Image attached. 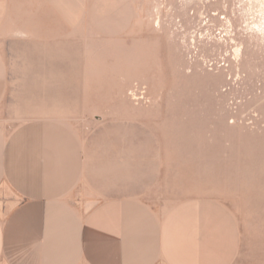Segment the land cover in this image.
<instances>
[{
    "label": "rangeland",
    "instance_id": "obj_1",
    "mask_svg": "<svg viewBox=\"0 0 264 264\" xmlns=\"http://www.w3.org/2000/svg\"><path fill=\"white\" fill-rule=\"evenodd\" d=\"M0 65L45 159L25 264L87 222L120 264H264V0H0Z\"/></svg>",
    "mask_w": 264,
    "mask_h": 264
},
{
    "label": "crops",
    "instance_id": "obj_2",
    "mask_svg": "<svg viewBox=\"0 0 264 264\" xmlns=\"http://www.w3.org/2000/svg\"><path fill=\"white\" fill-rule=\"evenodd\" d=\"M2 73L0 65V81ZM3 95L0 93V102ZM41 144L40 131L35 125H19L4 142L0 140V264H25V224L39 218L35 216V210L41 206L43 215L50 214V207L46 206V168ZM87 223L79 226L85 233L79 234L74 253L65 254L59 261L53 259L48 264H74L73 261L81 256L84 258L80 264H120L109 248L103 251L93 231H86ZM100 226L97 222L91 229ZM52 231L48 227L43 234L50 237L55 233Z\"/></svg>",
    "mask_w": 264,
    "mask_h": 264
},
{
    "label": "bare ground",
    "instance_id": "obj_3",
    "mask_svg": "<svg viewBox=\"0 0 264 264\" xmlns=\"http://www.w3.org/2000/svg\"><path fill=\"white\" fill-rule=\"evenodd\" d=\"M45 45V44H44ZM71 50V49H70ZM41 62V61H40ZM65 62V61H64ZM55 79V78H54Z\"/></svg>",
    "mask_w": 264,
    "mask_h": 264
}]
</instances>
